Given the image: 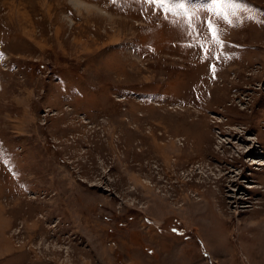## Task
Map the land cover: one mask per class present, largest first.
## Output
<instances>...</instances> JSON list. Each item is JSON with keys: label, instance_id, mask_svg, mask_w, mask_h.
<instances>
[{"label": "rangeland", "instance_id": "1", "mask_svg": "<svg viewBox=\"0 0 264 264\" xmlns=\"http://www.w3.org/2000/svg\"><path fill=\"white\" fill-rule=\"evenodd\" d=\"M226 10L0 0V264H264V0Z\"/></svg>", "mask_w": 264, "mask_h": 264}, {"label": "snow or ice", "instance_id": "2", "mask_svg": "<svg viewBox=\"0 0 264 264\" xmlns=\"http://www.w3.org/2000/svg\"><path fill=\"white\" fill-rule=\"evenodd\" d=\"M113 2H115V0H113ZM148 2L159 3L161 6H164L166 4H172L173 0H148ZM214 4L219 6L218 15H220L226 22L231 23V20L229 19L230 13L226 8L235 7V0H214ZM169 11H171V9H169ZM208 28L209 32L212 33L213 38L219 42V32L212 21H208ZM208 54L211 55V52L209 51Z\"/></svg>", "mask_w": 264, "mask_h": 264}, {"label": "bare ground", "instance_id": "3", "mask_svg": "<svg viewBox=\"0 0 264 264\" xmlns=\"http://www.w3.org/2000/svg\"><path fill=\"white\" fill-rule=\"evenodd\" d=\"M73 3H74V5H75V8H76L77 11L81 9V7L78 6V3H75V2H73Z\"/></svg>", "mask_w": 264, "mask_h": 264}]
</instances>
